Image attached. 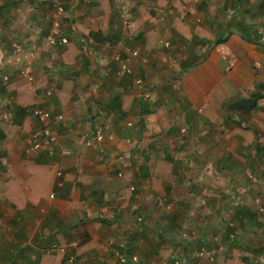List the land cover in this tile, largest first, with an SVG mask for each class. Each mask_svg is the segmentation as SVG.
Masks as SVG:
<instances>
[{"label": "crops", "instance_id": "0c3cea01", "mask_svg": "<svg viewBox=\"0 0 264 264\" xmlns=\"http://www.w3.org/2000/svg\"><path fill=\"white\" fill-rule=\"evenodd\" d=\"M56 1L0 2L1 39L5 37V42L0 39V79L20 78L22 67L34 66L32 72L42 84L33 90L30 109L42 107L63 115L54 129V157L46 151L32 156L24 152L31 132L21 130L8 152L0 139V264H177L178 259L179 264H264V47L244 40L236 30L222 32L237 6L224 0L217 8L219 32L227 36L209 46L211 41L199 35L183 40L175 27L178 21L191 27L185 19L196 9L188 6L191 0H88L85 15L70 14L62 27L55 22L61 24L62 13L49 15L62 3ZM74 1L77 10L84 0ZM126 6L131 25H118L115 17L127 12ZM208 7L209 3L203 9ZM14 8L26 10L12 21L1 16L2 10L8 15ZM163 11L170 16L161 17ZM216 22L215 18L209 24ZM102 29L116 34L102 39ZM55 32L67 36L79 51L68 68L62 65V46L46 45L47 36ZM144 32L152 36L151 45ZM15 37L31 44L19 57L12 52ZM40 38L43 47L36 45ZM182 43L194 51H186L177 63ZM35 47L40 50L30 54ZM164 47L178 54L169 55ZM118 56L130 58L133 74L119 73ZM4 57L9 63L5 67ZM66 78L74 82L69 96L60 100L56 87ZM136 78L142 79L141 85ZM3 89L0 85V119L18 104L14 93L4 89L3 95ZM49 89H55L51 97L46 95ZM249 97L255 99L251 106H234ZM99 126L113 131L114 138L87 145ZM219 135L228 138L227 152L205 167L195 166L194 158L206 156L202 141L216 139L215 147ZM151 143L160 146L162 156H173L175 179L154 185L147 161L154 151ZM35 160L45 161L47 168L38 169L40 181L33 179L37 190L23 199L17 191L23 193L22 185L11 189V174L29 186ZM213 171L217 174L209 179ZM189 172L197 178L193 191L175 187L191 181L183 179ZM223 172L227 183L218 177ZM231 209L234 213L225 221ZM191 220L199 229L207 228L203 235L208 241ZM230 225L235 226L232 242L226 240ZM210 242L214 248L222 242L230 245L223 260L219 254L215 261L209 257ZM201 251L205 252L198 255Z\"/></svg>", "mask_w": 264, "mask_h": 264}, {"label": "trees", "instance_id": "16d2710c", "mask_svg": "<svg viewBox=\"0 0 264 264\" xmlns=\"http://www.w3.org/2000/svg\"><path fill=\"white\" fill-rule=\"evenodd\" d=\"M227 2L228 3L231 2V4L234 5L233 8L237 6L238 10H236V14L233 16V20L225 24V27H223V31L222 30L221 31L224 33L225 32L231 33L233 29H237L241 33L244 40L261 44L264 47V41H262V37L264 36L262 32V30H264L263 28L264 23L261 24L262 29L259 31L257 27L258 24H255L254 22H252V19L254 17H257L259 14L258 9L263 8L264 10V0H226V3ZM203 4L207 5L206 2H204ZM108 16H109V10L105 8L104 18L106 19L108 18ZM238 17L240 19H238ZM175 27L176 29L179 30L181 37L185 41L191 40L193 35H195L194 33L199 35L200 36L199 38L201 39L203 38L208 39L205 33L199 32L198 30L199 27H195L196 32H194L191 29V27L190 28L187 27L186 24L184 25L182 24L181 26L179 24H175ZM184 29H187V30H184ZM104 30L107 31V35L104 34ZM222 32H219L220 35L217 33L214 36L215 38L214 40L216 41L213 44L223 42L226 39L227 35H224ZM100 34H101L100 37L102 39L111 40V37L113 38V35H115L116 32L109 33V29H102ZM142 36L149 40L150 45L152 44V42H154L152 36L149 35L147 32H144ZM94 37L96 38L95 35ZM101 38H98V40H100ZM78 52L79 51L74 48L71 42H68L67 44L63 45L62 53H61V55L63 56L62 65L68 68L71 64L76 63L75 58L78 55ZM73 82L74 80L71 78H66L65 80L59 81V84L56 87V93H57L56 97L62 100L61 97L63 98L64 95L69 96L70 89H71V86L73 85ZM41 84L42 82L40 80H37L34 83V86L38 87ZM0 85L3 86L6 91L13 92L15 95V98L18 101V104L16 105L15 110L13 111L14 112L13 117L8 120L4 118L0 119V139L2 141L1 144H2L4 151L8 152L13 144L14 138H16L19 135L21 130L32 132L40 125L41 122L39 118L33 114V109H30V105L33 100V89H32L33 86L30 84L29 80L26 77L20 76V78L18 77L12 81L9 79L7 82H5V84H3V81L0 79ZM259 85L263 86L262 83H259ZM4 89L2 92L3 95H4ZM54 90H53V94L55 92ZM252 140L253 138L250 141ZM151 146H153L154 151L151 152V154L147 157V161H149V173L152 176L154 185H160L164 180L175 179V177L177 176V173H176V169L174 165L173 156H171V154L167 151H166L167 154L165 156H162L160 154V146L158 147V144L154 145L153 143H151ZM44 162L45 161H41V160L34 161V163L37 165H36V170H33L34 174H33L32 182L31 184L29 183V186H27L25 182L20 180V178L16 176L15 173L11 174V181H12L10 183L11 189L15 188V190H17V187L22 185L21 187H23L22 189L23 193H21L19 190L17 191L19 193L18 195L21 196L23 199L26 198V196L29 194L30 191L37 190L34 187L33 179L34 181H40L38 179V177L40 176L38 169L47 168V165H45ZM25 186H27V189H25ZM7 196L13 201V203H15V206H16L17 202L15 201L14 197L11 195L10 191L7 192ZM205 204L206 202H202V204L199 205L200 208L204 209L206 207ZM229 217L230 215L226 217L223 216V219H225V221H229L230 220ZM191 223L193 227L196 229V231L197 230L199 232L202 231L200 232V235L201 237L203 236L202 239L206 242L207 239L205 235L203 234L207 231V228L199 229L197 222L194 220H191ZM226 230L228 234L227 235L228 238L226 240H231V241L235 240L234 238H231V235H235V232H234L235 226L230 225L226 227ZM210 245H211L209 246L210 251L209 252L206 251L208 253H211L212 250L214 249V247H212L214 246V244L210 242Z\"/></svg>", "mask_w": 264, "mask_h": 264}, {"label": "rangeland", "instance_id": "374dc122", "mask_svg": "<svg viewBox=\"0 0 264 264\" xmlns=\"http://www.w3.org/2000/svg\"><path fill=\"white\" fill-rule=\"evenodd\" d=\"M4 0H0V2H3ZM61 0H57L56 2H60ZM183 1H185V2H187L188 0H183ZM54 2V1H53ZM86 2H88V0H84V1H79L78 2V9L76 10L74 7V4H75V1L74 0H62V3H61V5H59V6H62L63 7V10H58L56 13L55 12H53L54 10H50L49 11V15L51 16H53V17H56V16H59V14L60 13H62L61 15H60V17H62L61 18V24H60V27H62V25H64V21L63 20H66V19H68V17H69V15L70 14H72V15H74V16H78V17H82V15H85V3ZM147 2V1H146ZM167 1H163V3H166ZM204 2H206V4H208L209 3V7H208V9H210V10H205V9H203L204 8V5H203V3ZM126 2H123V4H125ZM222 3H224V0H197V1H194V0H191V1H189L188 2V6H194V8L196 7V9L194 10V11H188V13L185 15V19L190 23V25H191V29L194 31V32H196L195 31V27H199L198 28V30H199V32H201V33H205V35L208 37V39L211 41L210 43H209V46L211 45V44H213V42H215L216 40H214L215 38H214V36L217 34V32H219L220 31V29H221V25H219L218 23V19L220 18V14H219V12H218V10H217V8L219 7V8H221V5H222ZM150 4H152V3H150ZM64 5H66V7H64ZM58 6V7H59ZM54 6L52 5L50 8H53ZM207 7V5H205V8ZM55 8V7H54ZM126 9H127V12H126V10H125V12H120V13H118L117 14V16L115 17V19H116V23L118 24V25H120L121 23L125 26L126 24L127 25H131V23L129 22V21H131L132 20V16H131V12H129V8L126 6ZM26 9L25 8H22L20 11H17L16 10V8H14V9H11V11H8V15L6 14V13H4V11H6V9L3 11L2 10V14H1V16H5V17H7V19H8V21H12V19L13 20H16L17 19V17H19L20 15H21V12L23 13L24 11H25ZM238 10V9H237ZM259 10V14H258V16L257 17H254L253 19H252V22H254L255 24H258V30L260 31L262 28V23H264V10H263V8L262 9H258ZM165 11H168V9L166 8V10ZM55 13V14H54ZM258 13V12H257ZM127 15V16H126ZM168 13H166V12H161V17L162 16H164V18H167V17H169L170 16V14L168 15ZM131 16V17H130ZM217 19V22H216V24H209V23H211V21H213V19ZM240 18H241V16H240ZM239 17H238V19H240ZM47 20H48V18H46ZM231 20H233V17L231 18ZM231 20H229V21H231ZM134 22H137V21H135L134 20ZM126 23V24H125ZM178 23H179V21H178ZM177 23V24H178ZM224 22H222V24H223ZM0 24H2V17H0ZM210 25V26H205V25ZM126 25V26H127ZM184 25V24H183ZM198 25H200V26H198ZM16 30V29H15ZM233 30H236V31H238L237 29H233ZM232 30V31H233ZM239 32V31H238ZM262 32H263V35H264V30H262ZM240 33V32H239ZM15 34H16V32H15ZM195 35H193V37H199L196 33H194ZM209 34H210V36H209ZM213 35V36H212ZM220 35V34H219ZM218 35V36H219ZM2 36H3V31L2 30H0V39L2 38ZM192 37V38H193ZM211 38H213V39H211ZM15 39H16V41H18V42H15V43H19V44H21V45H23V47H24V49L25 50H28L29 48H31V44H29V45H26V44H24L23 42H22V39H19V38H16L15 37ZM2 40V39H1ZM2 41H4L5 42V37H4V39L2 40ZM31 42L33 41V40H30ZM69 42V41H68ZM9 43V42H8ZM181 43V42H180ZM43 40H42V38H40V41H37L36 40V45L37 46H42L43 47ZM7 45V44H6ZM207 48H208V46H207ZM33 49V48H32ZM181 50H179L178 49V51L180 52V55L179 56H176L177 54H178V51L176 52L172 47L171 48H169V50H170V53H167L166 51L168 50L166 47H164L163 48V51L165 52V53H167V54H169V55H173V56H176L175 57V60H176V62L178 61V60H180L181 58H182V56H184L185 55V53H186V51H187V54L188 53H192L193 51H194V47H192L191 49H188V48H184L183 47V43H182V48H180ZM30 50V49H29ZM46 53H48V52H46ZM176 54V55H175ZM47 56H49V55H46L45 54V56L43 57V58H45V59H47ZM2 63H3V65H4V67L5 66H8L9 65V63H8V61H7V59H6V57H4V59H3V61H2ZM178 63V62H177ZM24 66H27V64L25 63L24 64ZM0 67H2V65L0 64ZM32 68H35L34 66L32 67ZM31 68V69H32ZM1 69V68H0ZM32 71H33V69H32ZM2 119V118H1ZM225 139H228L227 137H224L223 138V136H221V135H219L218 137H217V144H215L216 146L214 147V143L213 142H216V139L213 141V142H211L212 140H210V139H208V141L207 140H203L202 142H204V148L205 147H207V149H206V151H205V153H206V156L203 158H201V159H203V160H198V159H195L194 158V162H192L195 166H197V167H205L206 166V164L208 163V161L209 160H214L216 157H218V156H220V155H222L223 153H224V151H226L227 152V147H228V144H227V142H224L225 141ZM199 143H201V142H199ZM90 146V145H89ZM209 147L211 148V152L208 150L209 149ZM199 148H196L194 151H192V152H194V154L196 153V150H198ZM214 152V153H213ZM193 154H191L190 156V160L191 159H193V156H192ZM237 158L238 159H240V157L239 156H237ZM188 173V172H187ZM193 173H195V172H189V177H184L183 179H185V178H188V179H190L191 181H187V179L184 181L183 180V182H178V183H176V185H175V187H178L179 189H181V188H187L188 190H191V192L193 191V187H194V183L197 181V178H196V176H195V178H193L192 176H194V174ZM215 175L216 176V174H217V172L215 171H213V172H210V174H208V178L209 179H212V177H213V175ZM253 175V174H252ZM185 176H186V174H185ZM218 177L219 178H221L222 179V181H223V183L224 182H226L227 180H229L228 178L229 177H227V178H225L224 177V172L223 173H218ZM227 183V182H226ZM220 185H222V184H220ZM226 185V184H225ZM187 186V187H186ZM185 190V189H184ZM257 203H258V205L259 204H261V201H256ZM233 203V206H234V204H237V206H234V207H238L239 206V202L238 201H234V202H232ZM236 209V208H235ZM232 211H233V209H231L230 210V217H231V214H232ZM259 211H260V209H259ZM229 212V211H228ZM229 214L227 213L226 214V216H228ZM230 221V220H229ZM189 232H192V231H189ZM193 233L194 232H192V233H190L189 235L191 236H193ZM218 237H220V235H218ZM231 238H236V236L235 235H231ZM217 240H219V239H217ZM232 242V241H231ZM219 247L222 249L221 251H218V249H219ZM210 250H208V252H209ZM223 251H226V253L227 252H229L230 251V245L229 244H226L225 242H222L218 247H215L213 250H212V252L211 253H209V257L211 258V259H213L214 261H215V258H216V256L219 254V257H220V259L221 260H223L224 258H223V255L225 256L226 255V253L224 254L223 253ZM200 253H204V251H201ZM222 256V257H221ZM244 256L246 257V258H249L250 259V257H249V255L247 254V253H244ZM185 262H189V261H185Z\"/></svg>", "mask_w": 264, "mask_h": 264}, {"label": "built area", "instance_id": "2783aa9c", "mask_svg": "<svg viewBox=\"0 0 264 264\" xmlns=\"http://www.w3.org/2000/svg\"><path fill=\"white\" fill-rule=\"evenodd\" d=\"M58 10H63V7L60 6ZM56 26L59 27L60 21H55ZM46 45L51 48L63 46L68 43L69 38L65 35H61L59 32L51 33L46 38ZM262 41H264V37H262ZM24 47L19 43H14L12 45V52L13 55L16 57H19L20 54L23 52ZM40 49L37 47L31 49L30 54H36ZM120 58V56H118ZM133 69L130 67V58H120V69L119 73H130L133 74ZM20 76L26 77L30 83H34L36 80L35 74L32 72L30 68L22 67L20 69ZM4 82H7L9 80V76L3 77ZM136 83L138 85L142 84L141 78L135 79ZM143 94V92H140ZM146 93V92H145ZM47 96H51L53 94L52 90L47 91ZM33 114L37 116L40 120V125L33 130L27 140V143L24 148V152L27 155H39L43 151H46L50 157H54L56 154L55 150V144L58 142V136L55 133L54 129L57 127L58 124H60L63 121V115L62 114H54L51 110L37 107L33 109ZM13 112L7 111L5 114L2 115L1 118L4 119H10L13 117ZM182 132H185V129L182 130ZM94 137H90L86 140L87 145H94V143H97V145L104 141L105 139L109 138L112 139L114 137V133L110 130H108L105 126H99L95 129L93 133ZM57 174L60 176L62 175V171L58 169ZM120 254V253H119ZM202 255L203 253H199ZM121 257H124L121 255ZM125 260V259H124ZM134 260L136 261L137 258L135 257ZM180 260L178 259L176 261L177 264H179ZM185 264H192L191 262H185Z\"/></svg>", "mask_w": 264, "mask_h": 264}, {"label": "water", "instance_id": "95a60500", "mask_svg": "<svg viewBox=\"0 0 264 264\" xmlns=\"http://www.w3.org/2000/svg\"><path fill=\"white\" fill-rule=\"evenodd\" d=\"M255 102L254 98H243L237 101L234 106L238 108H244V107H249Z\"/></svg>", "mask_w": 264, "mask_h": 264}, {"label": "clouds", "instance_id": "9594fccd", "mask_svg": "<svg viewBox=\"0 0 264 264\" xmlns=\"http://www.w3.org/2000/svg\"><path fill=\"white\" fill-rule=\"evenodd\" d=\"M263 37H264V36H263ZM34 74H35V73H34ZM35 76H36V75H35ZM9 79H10V78H9ZM3 80H4V79H3ZM36 81H37V77H36L35 82H36ZM3 82H4V81H3ZM35 82H34V83H35ZM142 82H143V81H142ZM4 83H5V82H4ZM34 83H30V84L33 86V88H32L33 90L36 88V87L34 86ZM140 85H141V84H140ZM49 90H51V89H49ZM47 91H48V90H47ZM47 91H46V93H47ZM141 91H142V90H141ZM141 91H140V92H141ZM140 92H139V93H140ZM142 92H145V91H142ZM140 94H141V93H140ZM46 95H47V94H46ZM52 95H53V94H52ZM52 95H51V96H52ZM51 96H48V97H51ZM108 130H109V129H108ZM110 131H111V130H110ZM112 132H113V131H112ZM113 133H114V132H113ZM113 138H114V137H113ZM113 138H112V139H113ZM199 253H200V252H199ZM199 253H198V255H200Z\"/></svg>", "mask_w": 264, "mask_h": 264}]
</instances>
